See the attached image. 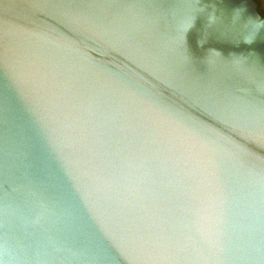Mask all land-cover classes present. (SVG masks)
<instances>
[{
  "label": "water",
  "instance_id": "1",
  "mask_svg": "<svg viewBox=\"0 0 264 264\" xmlns=\"http://www.w3.org/2000/svg\"><path fill=\"white\" fill-rule=\"evenodd\" d=\"M0 264H264L255 0H0Z\"/></svg>",
  "mask_w": 264,
  "mask_h": 264
},
{
  "label": "flooded vegetation",
  "instance_id": "2",
  "mask_svg": "<svg viewBox=\"0 0 264 264\" xmlns=\"http://www.w3.org/2000/svg\"><path fill=\"white\" fill-rule=\"evenodd\" d=\"M258 6L259 12L264 16V0H255Z\"/></svg>",
  "mask_w": 264,
  "mask_h": 264
}]
</instances>
